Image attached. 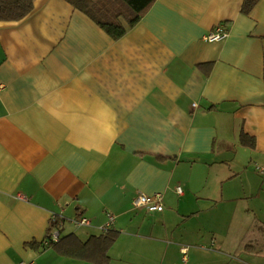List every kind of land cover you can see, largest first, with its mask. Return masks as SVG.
I'll list each match as a JSON object with an SVG mask.
<instances>
[{"label": "crops", "instance_id": "1", "mask_svg": "<svg viewBox=\"0 0 264 264\" xmlns=\"http://www.w3.org/2000/svg\"><path fill=\"white\" fill-rule=\"evenodd\" d=\"M243 2L154 0L115 39L66 0L0 21V264H94L43 240L108 213L109 264H264V0Z\"/></svg>", "mask_w": 264, "mask_h": 264}, {"label": "trees", "instance_id": "2", "mask_svg": "<svg viewBox=\"0 0 264 264\" xmlns=\"http://www.w3.org/2000/svg\"><path fill=\"white\" fill-rule=\"evenodd\" d=\"M72 6L88 15L112 38L122 36L134 26L145 14L154 0H66ZM256 0H244L241 11L248 14ZM34 0H0V21H18L28 15L33 9ZM246 137V136H244ZM248 140V139H247ZM251 143V141L249 140ZM57 222L50 223V227ZM48 229V230H49ZM118 232L107 230L100 235L91 236L86 242L73 241L71 236L64 237L52 243L60 246V251L66 255L88 258L94 264H109L107 251L114 242ZM60 240L64 241L60 244ZM60 242V243H59ZM51 245V244H50ZM90 256V257H89Z\"/></svg>", "mask_w": 264, "mask_h": 264}, {"label": "built area", "instance_id": "3", "mask_svg": "<svg viewBox=\"0 0 264 264\" xmlns=\"http://www.w3.org/2000/svg\"><path fill=\"white\" fill-rule=\"evenodd\" d=\"M227 35H228V31L225 28L224 24L219 23L204 36V39L207 41H219L224 39ZM175 191L177 194H181L182 188L180 186H176ZM133 204L136 207L144 208L148 212H158L163 209L162 195L160 193H154L150 195L142 194V193L138 194L134 198ZM55 219L56 216H52L51 220L54 221ZM113 219H114L113 215L111 213H108L107 222L101 227L102 232L111 229ZM72 221L76 226H88L90 224L89 219L81 215L77 216ZM59 229H60L59 223L50 227L46 237L43 240L44 246H48L52 243L58 242L60 238ZM186 252H187V247H182L181 253L183 254L182 258L184 261L187 259ZM20 264H27V263H20Z\"/></svg>", "mask_w": 264, "mask_h": 264}, {"label": "rangeland", "instance_id": "4", "mask_svg": "<svg viewBox=\"0 0 264 264\" xmlns=\"http://www.w3.org/2000/svg\"><path fill=\"white\" fill-rule=\"evenodd\" d=\"M81 231H83V229H81Z\"/></svg>", "mask_w": 264, "mask_h": 264}]
</instances>
